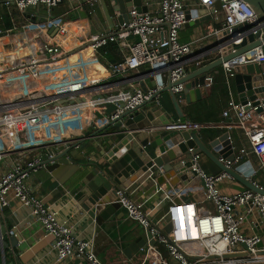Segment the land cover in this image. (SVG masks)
Wrapping results in <instances>:
<instances>
[{"label": "built area", "instance_id": "obj_1", "mask_svg": "<svg viewBox=\"0 0 264 264\" xmlns=\"http://www.w3.org/2000/svg\"><path fill=\"white\" fill-rule=\"evenodd\" d=\"M62 1L0 0L1 10L8 14L12 23L11 28L0 29L10 36L0 43V83L6 91L0 96V210L11 198L27 206L34 221L46 234L54 237L52 247L56 262L72 258L81 264H104L95 252L94 237L73 235L68 223L60 220L56 211L27 189L25 180L37 168L42 145L77 136L85 123L93 116L96 118L95 112L100 114L109 104L118 106L116 110L108 111L107 118L111 119L119 113L120 101H126L125 108H132L156 94L161 85H151L143 91L139 82L155 77L160 69L169 71L171 81H176L187 73L188 65L198 68L212 62L222 57V49L230 46L234 51L233 46L246 38L245 32L240 33L217 46L212 43L197 51V39L179 40V29L188 21L185 10L193 6L207 9L210 19L217 25L209 26L203 37H214L215 43L231 35L239 24H252L250 31L253 35L258 34L255 40L260 42L222 62L226 77L232 76L236 65L264 63L263 33L254 23V11L243 0H156L155 10L138 11L134 7L129 10L120 23L116 20V33L107 34L106 38L91 35L67 49L62 45L55 48L51 40L53 36L46 35L44 30L49 31L47 27H54L62 21L50 16ZM216 2L220 3L219 7L214 6ZM40 6L46 9V21L17 25L15 12L26 13L28 9ZM114 12L117 19L120 13ZM66 30L68 27L65 26L57 31L61 39ZM92 41V53L107 41H116L125 50L119 62L107 65L106 77L84 70L93 62L88 55H78L73 63L63 61L76 47ZM13 51L14 54H10ZM159 62L164 66L151 71V67ZM145 65L147 67L143 68ZM132 70L135 75L126 81L109 80ZM212 82L213 77L207 74L204 88L209 89ZM119 84L121 88L114 91ZM172 89L179 92L182 85ZM154 102L161 104L160 95ZM231 114L234 123L225 125L226 128H239L248 143V151L239 148L235 161L241 162L244 154L250 152L258 158L264 173V98L245 103L229 100L223 115ZM202 127L204 124L185 120L174 121L161 129L200 130ZM51 135L53 138L49 139ZM199 157L197 154L193 157L192 169L204 181L201 190L204 198L196 200L191 194L181 199L182 196L177 195L179 202L171 204L166 214L155 223H152L155 208L134 200L126 191H117L126 216L150 235L146 245L133 255L135 258L124 264H264V255L257 254L264 249V246L258 247L261 236L253 232L247 234L242 229L246 215L253 209L264 214V196L246 188L235 193L223 192L217 182L229 176L224 172L207 174L199 165ZM82 169L77 165L68 174L76 175ZM255 174L254 169L252 176ZM254 182L264 188V184ZM173 199L167 196V201ZM206 201L212 204V209L204 205ZM244 205H247L245 209ZM167 224L169 230L162 234L160 230ZM8 232L14 233L12 229ZM156 244H162L164 252ZM0 259V264H6L4 257Z\"/></svg>", "mask_w": 264, "mask_h": 264}, {"label": "water", "instance_id": "obj_2", "mask_svg": "<svg viewBox=\"0 0 264 264\" xmlns=\"http://www.w3.org/2000/svg\"><path fill=\"white\" fill-rule=\"evenodd\" d=\"M85 1V0H84ZM109 12L118 11L120 15L117 21L125 19L126 13L133 7L138 11H146L143 0H104ZM255 13V24L261 27L264 41V0H243ZM215 7L220 3L216 2ZM2 3H0V29L4 28ZM81 15L86 17L82 11ZM188 20L184 26H193L208 20L210 15L204 7H195L185 10ZM168 26V23H165ZM181 27V28H182ZM252 24H239L234 27L231 35L221 41L235 38L240 33H246L243 41L233 46L234 51L222 49L223 55L201 67L188 71L176 81H171L169 71L162 75L156 74L147 80L140 81L139 86L143 91L148 86L159 84L160 90L132 108H125L126 101H120V111L115 118L106 120L96 127L86 138L81 135L68 136L64 139L52 141L42 145L39 161L36 167H44L54 177L65 176L73 171L75 166H82L84 175L71 186L75 203L81 211H84L95 224L101 226L119 209L121 203L117 198V191H127L129 186L147 175L151 176L155 183H165L166 189L178 187H193L197 184L204 186L202 178L198 177L192 169L193 157L197 154L205 156L221 172L226 173L231 179L239 182L244 188L264 196V188L256 184L252 179L254 168L249 162H236V151L233 149L228 132H222L210 137L209 140L202 137L200 130H163L160 126L170 125L174 122L172 116L165 112L161 104H155L157 95L167 93L171 104L179 117L186 116L181 108V101L190 104L202 98V88L206 75L213 69L221 67L222 62L229 60L244 51L257 45L255 40L258 34L250 31ZM6 34L0 32V35ZM108 35H101L106 38ZM94 41L90 42L91 45ZM87 45V46H89ZM216 45V46H217ZM12 44H9L11 47ZM72 52V51H71ZM71 53L69 52L68 55ZM164 64L159 62L151 67L155 71ZM239 102L254 101L264 98V63L236 65L232 76ZM181 84L182 89L174 92L173 87ZM85 149V151H83ZM193 198H204L202 191L191 193ZM191 195V196H192ZM182 196L181 199H186ZM179 199L165 202L153 215L152 223L164 216L173 203ZM247 205H244L245 209ZM246 222L251 226L252 232L261 236L259 248L264 246V214L253 209L246 215ZM138 229V236L123 247L121 253L128 259L139 252L140 247L146 245L150 237L149 232L142 227ZM169 225H165L160 231L165 234ZM2 234L5 228H1ZM11 246L16 247L18 238L10 236ZM153 244V241L150 240ZM161 252H164L162 244H156ZM243 246H245L243 244ZM264 255V249L257 252Z\"/></svg>", "mask_w": 264, "mask_h": 264}, {"label": "crops", "instance_id": "obj_3", "mask_svg": "<svg viewBox=\"0 0 264 264\" xmlns=\"http://www.w3.org/2000/svg\"><path fill=\"white\" fill-rule=\"evenodd\" d=\"M143 5L146 7V10L150 11L155 10L157 7L156 0H143ZM191 8H195V6ZM82 11L86 13V17L81 15ZM109 11L108 5H106L104 0H63L52 10L50 16L62 20L59 23L60 25L53 26H60L58 30L65 26L68 27L66 34L61 39L62 36L57 34L58 30H54L52 27H47L50 30H44V33L53 36L51 40L55 48H60L62 45L64 49L71 47L74 43H79L83 37L116 33L115 24L117 21L115 12ZM15 13L17 25L19 26L39 20L43 22L46 21L47 17L46 9L42 6L30 8L26 13ZM205 21H207V24L201 27L188 25L180 28L179 40L181 42H188L197 39V51L200 47L209 46L214 43V37L205 39L203 36L208 32L209 26L217 24L210 18ZM181 31L185 32L180 33ZM9 37V35L1 37L0 43H2V40L9 39ZM111 43L116 44V46H113ZM87 45H89V42L76 47L68 57L63 59V61H69L71 55L90 56L91 54L93 62L89 63L84 70L86 69L85 71L88 73L95 71L102 74V77H106L107 65L109 63L113 64L119 62L125 55V50L121 48L116 41H107L93 53L90 45ZM89 48L91 51L84 54L85 50ZM101 48L103 50L102 53L99 52ZM10 54H14V51L10 52ZM73 62H75V60L72 61V63ZM193 69H195L193 65L187 66V72ZM163 72H166V70L160 69L157 73L162 75ZM135 73L136 72L132 70L125 75L112 77L113 79L109 80L122 79V81H126L128 78L133 77ZM208 75L213 77L210 88L206 89L203 87L202 98L190 104L181 101L182 110L186 114L188 110H192L202 99L206 98V101L209 102L210 96L212 105L214 106V118L212 117V120H217V122L216 124H210L208 126L204 125L205 127L200 129L202 137L209 140L214 134L228 132L236 154L241 147H244L248 151V143L246 138L241 134L239 128L236 126L226 128L225 126L234 123L233 114L227 117L223 115L228 101L233 99L239 102L233 78L231 76L226 77L225 74H222L221 68L213 69ZM224 85H226V87ZM120 88L121 85L119 84V86L113 90L118 91ZM160 99L161 106H163L168 115L173 117L174 121L186 120L185 116L179 117L176 115L167 93L161 94ZM117 107V105L109 104L106 106L107 110L103 109L100 114L96 111V118L93 116L89 122L85 123L82 129H79L80 132L77 133V135L81 134L82 137L86 138L96 127L108 120V111H114ZM161 127H158V129H161ZM52 138L53 136L51 135L49 139ZM83 151H85V149H83ZM198 162L207 174L220 173L218 168L205 156H200ZM241 162H249L256 170V174L252 176V179L264 184L263 168L261 169L259 167L258 158L254 154L247 152L244 154ZM84 172L85 171H82L76 177L75 175L67 173L65 176H61V178L59 176L58 179L57 176L54 177L44 167H37L30 172L25 180V184L31 194L40 198L46 206L56 211L60 220H64L68 223L73 235L80 238L94 237L95 252L104 264H108L104 258L107 259L109 256L115 257L118 255L121 256L119 258L120 260H118L117 257L114 264H124L130 259L126 258L121 253V250L138 236L139 233L136 227L140 226L126 216L122 207L101 226L95 224L84 211H81L74 201L71 186L85 174ZM217 186L226 193H235L244 189L239 182L230 177L217 182ZM201 190L202 185L200 184L193 187L182 186L177 189L170 188L167 190L165 183L157 184L151 176L147 175L133 182L126 192L134 200L143 201L146 206L155 208L157 212L159 207L167 201V196L174 199H176L177 195H180V197L183 195L189 197L191 193ZM206 203L208 202L206 201L204 205H206ZM2 227L5 228L4 234L1 232ZM11 229L14 231L13 234H9L8 232ZM242 229L247 234L252 233L251 226L248 222L243 223ZM0 234V258L4 257L6 264H81L79 260L72 258L62 262H56L55 250L52 247L54 237L43 231L40 224L36 223L32 218L29 208L22 205L16 198H11L8 205L0 210ZM10 236H16L18 238L16 247L11 246V241L9 240ZM134 258L135 256H133V259Z\"/></svg>", "mask_w": 264, "mask_h": 264}, {"label": "trees", "instance_id": "obj_4", "mask_svg": "<svg viewBox=\"0 0 264 264\" xmlns=\"http://www.w3.org/2000/svg\"><path fill=\"white\" fill-rule=\"evenodd\" d=\"M2 15H3V22H4L5 28L6 29L11 28L12 23L10 21V17L8 16V14L3 10ZM111 44L113 46H116V44L114 43H111ZM99 52L101 53L103 52L102 48L99 49ZM221 71H222V68H221ZM222 74H224L223 71H222ZM224 86L226 87V85ZM213 114H214V106L212 105L211 98L209 96V102L206 101V98L202 99L200 102H198V104L192 110L187 111L185 118L188 121L196 122V123H200V124H204L205 126H208L210 124H216L217 122V120H214V119L212 120Z\"/></svg>", "mask_w": 264, "mask_h": 264}, {"label": "rangeland", "instance_id": "obj_5", "mask_svg": "<svg viewBox=\"0 0 264 264\" xmlns=\"http://www.w3.org/2000/svg\"><path fill=\"white\" fill-rule=\"evenodd\" d=\"M205 24H207V21H203V22H200V23H198V24H194V25H196V26H203V25H205ZM186 31V30H185ZM185 31H181L180 33H184ZM88 57H90V59H92V55L90 54V56H88ZM147 67V65H145L143 68H146ZM232 136H234V135H232ZM206 205H207V207L208 208H210V209H212V204L210 203V202H208V203H206ZM118 257V258H117ZM121 256H109L107 259H105L104 258V260L108 263V264H114V262L116 261V258L118 259V260H120L119 258H120ZM136 257H138V256H136ZM109 260H112V261H109ZM119 262V261H118Z\"/></svg>", "mask_w": 264, "mask_h": 264}, {"label": "bare ground", "instance_id": "obj_6", "mask_svg": "<svg viewBox=\"0 0 264 264\" xmlns=\"http://www.w3.org/2000/svg\"><path fill=\"white\" fill-rule=\"evenodd\" d=\"M60 27V26H59ZM59 27H52V29H58ZM7 34V33H6ZM6 34H2V35H0V38L1 37H3V36H6ZM91 51V49L89 48V49H87V50H85V52H84V54H87V53H89ZM77 56L78 55H71L70 57H69V61L70 62H72V61H76V59H77ZM6 94V91H5V88H4V85L3 84H1L0 83V96H4Z\"/></svg>", "mask_w": 264, "mask_h": 264}]
</instances>
